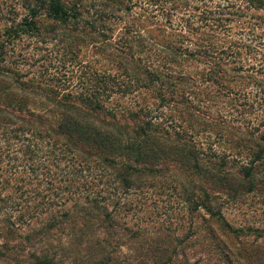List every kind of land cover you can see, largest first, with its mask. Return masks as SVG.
<instances>
[{"label": "trees", "instance_id": "16d2710c", "mask_svg": "<svg viewBox=\"0 0 264 264\" xmlns=\"http://www.w3.org/2000/svg\"><path fill=\"white\" fill-rule=\"evenodd\" d=\"M245 2L264 10V0ZM24 5L19 22L0 28V264H264V227L232 224L223 213L248 196L264 199V109L252 124V106L235 103L241 53L214 33L230 20L231 4L199 14L211 32L186 19L194 40L146 38L128 22L122 0ZM121 10L128 23L112 42ZM23 35L55 39L71 58L91 44L100 67L84 70L76 89L23 78L5 64L6 48ZM212 55L238 65L213 63ZM192 60L209 68H185ZM254 79L264 92V80ZM222 97L243 124L211 109ZM217 142L226 146L217 150ZM169 188L176 214L164 210L157 224L124 220L138 197ZM43 213L38 227L18 231Z\"/></svg>", "mask_w": 264, "mask_h": 264}, {"label": "rangeland", "instance_id": "374dc122", "mask_svg": "<svg viewBox=\"0 0 264 264\" xmlns=\"http://www.w3.org/2000/svg\"><path fill=\"white\" fill-rule=\"evenodd\" d=\"M25 0H0V28L9 26L11 23L19 22L26 14L27 9L24 5ZM88 1V0H87ZM127 5L129 16L126 17L128 22L139 30V33L147 37H166L169 38L171 34H186L195 39V34L191 27H188L185 22L190 19L193 28L200 27L201 30L210 31V26L201 23L198 18L199 14L205 9H214L215 5L231 4L230 10H234L229 15L230 20L225 23L223 29H219L214 33L221 35L230 42V50L240 52V60L243 64V79L238 80L237 86L234 91L239 90L241 94L236 96V102H244L245 108L249 105L252 106L254 112L249 116L254 118L264 109V92L261 86L258 85L254 77L264 80V23L263 19L257 18L258 15H263L264 10L254 11L253 8L247 7L245 0H122ZM199 7V8H198ZM126 14L125 11H117L116 16ZM198 14V15H196ZM250 16L251 20H250ZM254 16V17H253ZM116 18L111 22L112 27V42L117 38L123 27L128 22L122 18ZM113 18L111 17L110 20ZM133 19V20H132ZM131 21V22H130ZM256 22V23H254ZM110 33V32H109ZM261 36V38L256 37ZM256 37V38H255ZM171 43L178 45L179 43L171 41ZM188 43V42H187ZM186 42L184 46H189L191 49L194 45H189ZM7 60L6 65L18 68L22 73L26 74L23 78L44 79L45 81L50 78L62 86L76 89L82 81V74L84 70L90 67H100L101 58L96 52H93L92 45L82 47L76 52L74 58L69 57V54L64 52L62 47L57 44V41L46 40L36 36L23 35L20 39L9 44L6 48ZM73 55V54H72ZM210 60L224 62L228 68L238 65L237 62H232L231 56H227L223 61L218 60L212 55ZM185 68L189 70L200 71L209 68L208 63L205 61L198 62L195 60L190 61ZM49 78V79H48ZM212 91L215 89L212 85L208 86ZM232 95V94H231ZM225 101L217 100V103L211 106L219 116L226 119L227 122L233 124H243L238 114L239 111L226 102L228 97H222ZM236 107V106H235ZM240 107V106H237ZM204 111V110H203ZM205 112V111H204ZM207 113V112H205ZM241 116V115H240ZM235 118L234 121L232 119ZM258 118V116L256 117ZM257 119H252V124H255ZM214 138V134H211ZM198 140H202L206 144L207 140L200 136ZM217 142L215 147L220 150L225 144ZM220 146V147H219ZM228 151V150H227ZM19 156V153H18ZM5 158L0 162V166L5 163ZM28 176V175H27ZM138 206L135 210L124 216V220L133 223L137 220L138 216H146L152 218L153 222L160 223L166 215L162 212L168 210L172 214L177 213L179 207L178 197L175 190L169 188L164 193H157L152 189L145 194V199L138 197ZM143 203V205H141ZM140 208V210H139ZM146 212V213H145ZM145 213V215H143ZM223 213L227 220L232 224H245L252 223L264 227V199L257 196H248L241 202L229 203L223 208ZM148 214H150L148 216ZM10 219L15 218V213L8 214ZM47 213H43L34 218L27 219L19 226L18 231L28 232L31 228L38 227L43 221ZM4 213H0V218H3ZM5 217V216H4ZM176 222V219H172ZM142 225L150 224L147 221H142ZM183 225L187 223L184 221ZM18 226V225H17ZM150 226V225H147ZM0 238V242H1Z\"/></svg>", "mask_w": 264, "mask_h": 264}]
</instances>
